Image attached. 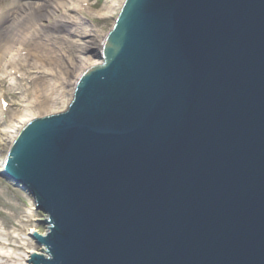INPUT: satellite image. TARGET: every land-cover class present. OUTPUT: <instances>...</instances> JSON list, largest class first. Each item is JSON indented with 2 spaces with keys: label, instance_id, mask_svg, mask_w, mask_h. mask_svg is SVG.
<instances>
[{
  "label": "water",
  "instance_id": "95a60500",
  "mask_svg": "<svg viewBox=\"0 0 264 264\" xmlns=\"http://www.w3.org/2000/svg\"><path fill=\"white\" fill-rule=\"evenodd\" d=\"M101 58L0 160L26 264H264V0H124Z\"/></svg>",
  "mask_w": 264,
  "mask_h": 264
},
{
  "label": "bare ground",
  "instance_id": "6f19581e",
  "mask_svg": "<svg viewBox=\"0 0 264 264\" xmlns=\"http://www.w3.org/2000/svg\"><path fill=\"white\" fill-rule=\"evenodd\" d=\"M6 1L9 3L0 10V88L7 84L12 99L4 109L0 96L2 159L23 126L43 117L37 115L39 109L53 106L50 114L67 108L79 75L102 62L105 37L85 27L83 15L103 19L118 13L124 2L105 0L94 10L96 2L90 0ZM61 23L69 27L66 32L59 28ZM33 231L30 228L26 236ZM26 236L21 237L23 243ZM15 252L0 246V259L25 264L35 250L26 249L21 262Z\"/></svg>",
  "mask_w": 264,
  "mask_h": 264
},
{
  "label": "rangeland",
  "instance_id": "374dc122",
  "mask_svg": "<svg viewBox=\"0 0 264 264\" xmlns=\"http://www.w3.org/2000/svg\"><path fill=\"white\" fill-rule=\"evenodd\" d=\"M104 1L105 0H90L89 3L92 4L96 2L94 10H97ZM8 3L9 2L6 0H0V10L3 9ZM116 15L117 13L103 19H95L83 15V23L85 27L93 28L95 32L101 34L102 37H105L109 32V30L111 29V26L114 23V19ZM49 21L51 20L50 19L43 20V22L45 23ZM59 28L64 29L65 30L64 32H66V29L69 27L61 23L59 24ZM71 81L74 80L71 78ZM75 84L76 82L74 83V85ZM7 89H8L7 84L6 86L0 88V96H2L4 99V101L2 100V103L3 104L5 103L3 105L4 109L8 108L6 104L9 103L10 100L12 99L11 95L7 93ZM52 107L53 106L48 107L51 109H44V108L39 109L37 115L40 117V116L54 114V113H50V114L48 113V111L50 112L52 110ZM65 109L66 108H64L63 110ZM1 141L2 139L0 136V160L2 159L4 152ZM44 218L45 217L42 214L34 210L33 199L31 198V196L19 190L18 188L14 187L9 182L0 179V246L2 247L5 246L6 248L9 247L12 248V250H15L18 261L20 262L22 261L19 259L23 258L22 254L26 249H32L35 251L39 250V246L30 237V234L26 236V233H28V230L30 228H33L35 232H38L40 234L44 233L46 228L44 225L39 223V221ZM14 233L19 234V236L16 237ZM24 236L26 237L29 236L24 241L25 243H23L21 240V237ZM9 260H10L9 258L7 260L0 259V264H6ZM7 264H11V263L8 262Z\"/></svg>",
  "mask_w": 264,
  "mask_h": 264
}]
</instances>
